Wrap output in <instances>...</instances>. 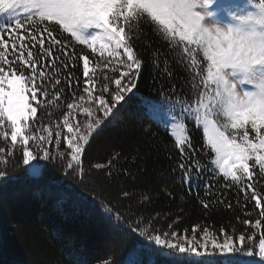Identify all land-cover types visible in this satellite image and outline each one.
<instances>
[{"label": "snow or ice", "instance_id": "snow-or-ice-1", "mask_svg": "<svg viewBox=\"0 0 264 264\" xmlns=\"http://www.w3.org/2000/svg\"><path fill=\"white\" fill-rule=\"evenodd\" d=\"M0 19L4 21L0 22V140L4 144L0 181L9 178L8 166L10 162L15 166L17 151L22 164L31 165L27 171L34 177L41 175V165L32 164L37 159L58 160L69 170L67 174L81 182L91 168L106 167L96 163L86 173L85 147L97 129L103 131L102 125L117 121L136 97L143 60L131 41L142 31L141 23L147 22L179 50V60L191 75V101L165 96L167 109L159 102L146 106L169 118L161 123L175 137L182 181L191 190L204 178L185 127L188 121L202 130L206 147L215 154L210 161L213 172L228 182L226 187L242 185L245 200H254L259 209L258 218L242 221L250 230L239 234L221 228L219 238L204 227L201 243L199 225L190 237L187 229L183 234L160 232L144 217L129 223L112 206L101 201V207L118 228L143 238L140 251L148 255V264L157 257L168 264H189L201 257L209 264H264V194L253 182L257 171L264 177V0L243 4L236 0H0ZM72 41L91 51L78 54L70 48ZM97 53L95 67L103 62L101 71L110 68L119 73L118 78L104 73L101 83L95 72L90 74V56ZM68 59L75 61L72 68L82 60L85 79L75 82L81 94L71 93L62 122L44 124L37 119L38 108L60 100L65 88L57 87L61 85L58 77L62 69H69ZM48 67L54 74L49 75ZM71 76L68 71L65 86L69 89ZM78 114L82 122L75 119ZM62 141L66 143L63 151ZM204 188L211 185L205 183Z\"/></svg>", "mask_w": 264, "mask_h": 264}, {"label": "trees", "instance_id": "trees-1", "mask_svg": "<svg viewBox=\"0 0 264 264\" xmlns=\"http://www.w3.org/2000/svg\"><path fill=\"white\" fill-rule=\"evenodd\" d=\"M0 22L4 21L0 19ZM140 28L142 31L135 33L131 41L143 60L134 90L136 97L120 112L117 121L107 127L102 125L103 131L97 129L85 147L86 173L96 163L106 167L91 168L90 175L86 174L81 182L74 174H67L69 170L58 160L37 159L42 165L38 177L29 174L19 151L15 166L10 162L9 178L0 181V264H134L136 261L148 264V255L140 251L143 238L118 228L114 220L107 218L101 201L119 211L129 223L144 217L160 232L175 230L183 234L187 229L190 237L193 227L199 225L197 239L201 243L204 227L219 238L221 228L229 233L235 229L239 234L250 230V225L242 221L254 222L258 218L259 209L254 200H245L242 185L226 187L228 182L213 172L210 161L215 154L206 147L202 130L188 121L185 127L196 149L195 160L204 169V178L191 190L182 181L181 170L176 167L180 153L175 137L171 128L161 123L169 118L165 112L155 113L146 106L159 102L167 109L165 96L172 101H191V75L179 60V50H174L151 24L143 22ZM71 47L80 55L91 51L74 41ZM97 59L98 53L90 56V74L95 72L101 83L104 73L118 78L119 73H112L110 68L101 71L103 62L96 68ZM66 62L69 69H62L58 77L61 85L57 87L65 88L60 100L45 109L38 108L37 119L44 124L62 122L66 105L72 101L71 93L81 94L75 82L85 79L82 60L75 68L71 67L73 59ZM46 71L54 74L51 67ZM68 71L72 72L71 89L65 86ZM37 96L41 98L39 93ZM75 119L82 122V114ZM65 147L62 141L60 150ZM49 150L55 151L52 147ZM109 161L112 163L108 164ZM253 182L256 190L264 194L261 187L264 177L258 171ZM205 183L211 188L205 189ZM125 192L129 193L127 197L123 195ZM202 201L209 207L204 208ZM153 264H168V261L157 257ZM189 264H209V261L205 257L194 258Z\"/></svg>", "mask_w": 264, "mask_h": 264}, {"label": "rangeland", "instance_id": "rangeland-1", "mask_svg": "<svg viewBox=\"0 0 264 264\" xmlns=\"http://www.w3.org/2000/svg\"><path fill=\"white\" fill-rule=\"evenodd\" d=\"M236 2H238V3H241V4H243V3H245L246 1H242V0H236ZM33 104H34V106H35V103L33 102ZM32 164H39V165H41L40 163H38L37 161H32ZM27 167V169H29L30 167H31V165H27L26 166ZM41 171H42V165H41ZM30 174V173H29ZM31 175V174H30ZM32 176V175H31ZM40 176V175H39ZM38 177V176H37Z\"/></svg>", "mask_w": 264, "mask_h": 264}]
</instances>
